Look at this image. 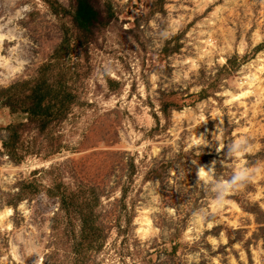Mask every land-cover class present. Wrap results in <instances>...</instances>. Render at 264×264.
Segmentation results:
<instances>
[{
    "label": "rangeland",
    "instance_id": "374dc122",
    "mask_svg": "<svg viewBox=\"0 0 264 264\" xmlns=\"http://www.w3.org/2000/svg\"><path fill=\"white\" fill-rule=\"evenodd\" d=\"M85 1L0 0V264H264V0Z\"/></svg>",
    "mask_w": 264,
    "mask_h": 264
},
{
    "label": "trees",
    "instance_id": "16d2710c",
    "mask_svg": "<svg viewBox=\"0 0 264 264\" xmlns=\"http://www.w3.org/2000/svg\"><path fill=\"white\" fill-rule=\"evenodd\" d=\"M93 19V11L90 9L88 4L85 0H75V9L73 12V21L77 25L78 28H81L83 32L88 30L87 25L90 23V20ZM42 83V82H41ZM41 83L35 84L32 86L30 94L26 95V98L29 105L26 108V110H23L27 112L31 116H39L40 114L47 115L48 113V106H42L41 102L44 98V96L47 93H42L43 87H41ZM10 89V88H9ZM9 89H6V92H9ZM19 88L13 89L12 92L6 93L5 98L3 100V104H5L8 109L12 112H16L17 110H22L19 106L16 104L21 103V98L18 97V94L14 96L15 93H17ZM25 98V97H24Z\"/></svg>",
    "mask_w": 264,
    "mask_h": 264
},
{
    "label": "bare ground",
    "instance_id": "6f19581e",
    "mask_svg": "<svg viewBox=\"0 0 264 264\" xmlns=\"http://www.w3.org/2000/svg\"><path fill=\"white\" fill-rule=\"evenodd\" d=\"M243 96V95H242ZM147 222V220H145Z\"/></svg>",
    "mask_w": 264,
    "mask_h": 264
}]
</instances>
